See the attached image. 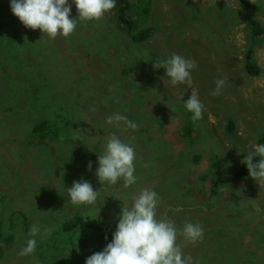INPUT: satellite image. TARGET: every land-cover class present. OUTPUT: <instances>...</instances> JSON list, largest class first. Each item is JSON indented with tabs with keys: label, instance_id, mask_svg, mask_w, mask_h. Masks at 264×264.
Segmentation results:
<instances>
[{
	"label": "rangeland",
	"instance_id": "374dc122",
	"mask_svg": "<svg viewBox=\"0 0 264 264\" xmlns=\"http://www.w3.org/2000/svg\"><path fill=\"white\" fill-rule=\"evenodd\" d=\"M128 1L137 29H149L143 41L126 34L117 3L97 20H77L69 36L51 39L23 26L9 0H0V27L15 30L0 32V199L11 208H0V264H84L86 256L73 247L79 240L97 252L110 240L89 229L58 234L68 212L116 225L142 188L158 194L157 218L171 220L191 264H264V182L236 174L258 144L257 126L264 127V40L253 43L248 25L255 19L264 27V0H250L258 8L249 11L239 0ZM76 15L71 5L70 18ZM172 54L196 62L191 89L168 83L160 66ZM248 55L259 76L244 71ZM217 79L224 86L213 96ZM193 90L204 105L195 123L183 106ZM129 101L135 130L106 123ZM60 106L72 107L76 126L65 127ZM38 119L57 120L59 138L28 144ZM186 125L191 129L182 136ZM110 134L134 148L136 183L128 188L100 183L94 174ZM15 146L27 154L16 155ZM81 179L101 189L94 205L68 199L66 189ZM189 221L204 234L186 244L181 230ZM33 224L50 233L37 237L31 256H19ZM62 236L68 240L60 244Z\"/></svg>",
	"mask_w": 264,
	"mask_h": 264
},
{
	"label": "clouds",
	"instance_id": "9594fccd",
	"mask_svg": "<svg viewBox=\"0 0 264 264\" xmlns=\"http://www.w3.org/2000/svg\"><path fill=\"white\" fill-rule=\"evenodd\" d=\"M117 0H9L10 12L19 22L30 29H39L41 33L54 39L57 35L67 37L76 28L77 20L91 21L101 18L116 7ZM71 5L77 15L70 18ZM168 83L172 86L184 85L191 89L192 72L197 64L190 58L172 54L161 66ZM224 86L222 79L215 81L210 93L219 95ZM185 110L191 113L192 122L202 118L204 105L193 90L187 99H183ZM122 122L127 129L135 130L137 124L121 114L106 117V123L119 125ZM135 151L130 143L124 142L115 134L105 138L103 151L97 156L95 176L98 181L116 184L122 181L123 187L136 183L134 175ZM248 176L256 182H264V143L256 144L242 160ZM86 170L92 169V162L86 164ZM67 197L74 205H94L98 192L93 190L86 180L73 181L66 189ZM158 194L150 188H142L131 197V203L120 209L118 221L111 239L102 250L89 255L84 264H191V258L182 253L177 243V229L168 218H157ZM50 229H41L33 224L29 228L28 238L19 250V256H31L37 247V237L46 238ZM204 230L199 223L186 222L181 230L184 242L196 243L203 238ZM34 264L36 262L34 261Z\"/></svg>",
	"mask_w": 264,
	"mask_h": 264
},
{
	"label": "trees",
	"instance_id": "16d2710c",
	"mask_svg": "<svg viewBox=\"0 0 264 264\" xmlns=\"http://www.w3.org/2000/svg\"><path fill=\"white\" fill-rule=\"evenodd\" d=\"M239 2L242 5V8L246 9L249 11V9L254 8V10H256L258 8V4H254L252 1L250 0H239ZM117 5H118V22H121L125 27L124 31L126 32V34L130 37L132 42H139V41H143L145 39V37L147 36L149 29H142V30H138L136 24L138 23L137 17L136 15L134 16V18H131L130 16H128L129 12H127V10L129 9V7L134 9V5L129 2L128 0H117ZM2 8V7H1ZM146 13V11H144ZM248 25H249V32H250V37L249 39H252L253 43H259L261 40H264V27L262 26V24L255 19H249L248 20ZM11 28H5V26L0 27V32L1 31H6V32H10ZM13 32H15V30H13ZM43 35V34H42ZM35 36V35H34ZM47 36V35H46ZM246 64L244 66V71L250 75V76H259L262 71L255 67L250 60V56L248 55L246 58ZM82 78V77H80ZM78 78L77 81H87V80H83ZM93 78V77H91ZM114 90L116 93L117 88H111L110 90H108V92ZM130 101L129 102H123L118 105V114L124 115L127 118H131V112L128 109L130 106ZM138 103H135L136 107H138L139 105H137ZM59 112L61 113V115L64 116L65 121L63 122L65 127H70L73 128V126H76L75 123L73 122V117H76L75 112L72 110V107L70 106H60L59 107ZM49 111V110H47ZM65 111V112H64ZM51 112V110H50ZM62 116V117H63ZM135 116V115H133ZM137 116V114H136ZM45 117V116H44ZM186 132L182 133V136H187L188 131L191 129L190 125H186ZM258 132H262L260 137L258 138V144L260 143H264V127H261L259 129V126H257ZM229 131L233 130V124L229 125L228 128ZM60 132L59 129V123L57 120H43L41 121V119L35 120L30 128V133L27 136V140L29 141L28 144H38L41 142H44L45 140L48 139H53V137H57L59 138L58 133ZM26 141V140H25ZM216 141V140H215ZM202 144V143H201ZM204 144H206V141H204ZM23 145V144H22ZM16 147V151L15 154H27V148L25 147ZM21 159L16 158L15 157V163L17 164V167L22 166L24 161H21ZM16 167V169H17ZM239 177L244 178V177H248V172L247 169L245 167V165L241 162L239 167H238V171L236 173ZM101 189L96 187V191L99 192ZM2 206L0 207L1 209H11L9 206L6 205L3 198L0 199ZM1 212V211H0ZM70 214V215H69ZM89 218V219H88ZM87 215H81L80 211L75 212L74 214L68 212V219H65L58 230V234H68L70 231H75L76 229H89L94 231L97 236L106 241H109L111 239V233L112 231H114L115 229V224L112 223H108L107 221H102L100 218H93V217H88ZM17 226V225H16ZM78 236V235H77ZM68 238H63L59 241L60 244L65 243V241H67ZM83 241H88L87 239H81L79 240V242L74 245L73 247H75V251L85 255L86 258L93 254L94 252H97L95 250V245H88L87 250L83 249L82 246V242ZM80 244V245H79ZM79 245V246H78ZM100 244H98L99 246ZM89 247H91L89 250Z\"/></svg>",
	"mask_w": 264,
	"mask_h": 264
}]
</instances>
